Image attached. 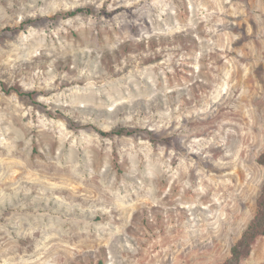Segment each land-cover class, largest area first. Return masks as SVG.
<instances>
[{
    "label": "rangeland",
    "instance_id": "1",
    "mask_svg": "<svg viewBox=\"0 0 264 264\" xmlns=\"http://www.w3.org/2000/svg\"><path fill=\"white\" fill-rule=\"evenodd\" d=\"M262 153L264 0H0V264L224 262Z\"/></svg>",
    "mask_w": 264,
    "mask_h": 264
},
{
    "label": "trees",
    "instance_id": "2",
    "mask_svg": "<svg viewBox=\"0 0 264 264\" xmlns=\"http://www.w3.org/2000/svg\"><path fill=\"white\" fill-rule=\"evenodd\" d=\"M83 12L91 13L92 9L81 8L76 11L68 12L70 16L81 14ZM28 22H34L29 20ZM2 88L7 93L17 92L20 95L29 94L33 96L36 91L26 93L20 87H6L2 84ZM42 105V103H38ZM92 125H81L77 122L70 121L69 127L73 130H80L81 128H89ZM136 131L130 127L122 126L116 129H113L110 132L100 131L102 135H132ZM259 161L264 164V153L261 154ZM258 236H264V189L262 195L259 199L258 212L251 220L245 231L243 232L241 238L232 246L230 257L224 262L218 264H240L243 257H245L251 250L252 244Z\"/></svg>",
    "mask_w": 264,
    "mask_h": 264
}]
</instances>
